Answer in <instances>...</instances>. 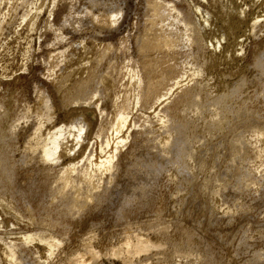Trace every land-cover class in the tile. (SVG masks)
I'll return each instance as SVG.
<instances>
[{"label": "bare ground", "instance_id": "bare-ground-1", "mask_svg": "<svg viewBox=\"0 0 264 264\" xmlns=\"http://www.w3.org/2000/svg\"><path fill=\"white\" fill-rule=\"evenodd\" d=\"M84 1L50 0L46 86L27 101L0 95V264H232L215 239H237L249 256L238 264H264V241L245 234L264 231V43L249 48L250 79L222 77L211 94L199 80L220 39L236 44L244 9L142 0L135 34L99 38L119 26L122 0ZM45 7L0 0V45L9 21L31 31ZM84 22L93 35L67 38Z\"/></svg>", "mask_w": 264, "mask_h": 264}, {"label": "rangeland", "instance_id": "rangeland-1", "mask_svg": "<svg viewBox=\"0 0 264 264\" xmlns=\"http://www.w3.org/2000/svg\"><path fill=\"white\" fill-rule=\"evenodd\" d=\"M185 1L190 3V1H195V0H185ZM196 1L197 2L199 1V3H201V5H202L201 9L203 10L205 8L204 6H206V1L205 0L204 1L202 0V2H201V0H196ZM226 1L227 2L230 1L233 4L240 6L244 9L245 14L244 13L242 14V19L244 20V22H242L240 24L241 25V28H239L240 30L237 29V31H236V36H239V38L237 37L238 39H237L236 44L234 42H232L231 37L225 38V39H220L221 45L215 51V55L217 57H219V59H220L219 62L216 64V66L211 67L210 69L208 68L207 70H205L202 73L201 76H199V80H202V78H203L204 80H202V82L203 83L207 82L211 86V87L210 86L206 87V91L208 94L209 93L211 94V92L214 91L215 89L217 90V88H218L217 85L219 84V81H220V79H222V77H224L225 79L228 78L229 80H234L236 78H239L240 76H245V77L250 79L253 75L252 74L253 69L251 70V66H250V57H249L250 56V51H249L250 49L249 48H251L252 43H254L256 41L264 43V0H232V1L226 0ZM82 2L84 3L85 1L84 0H78V2L76 4V8L78 10H79V8L81 9L83 7V6H81L83 4ZM120 2H121L120 4H122L121 7L123 9L124 14H123V18L121 19V21L119 23V26L113 30L114 32L111 31L109 33H108V31H106L104 29H101V30L96 29L97 31H96L95 35L98 36L99 38L109 37L111 35V33L113 35H117V34L118 35H121V34L124 35L126 33L135 34L137 32L138 27H139V22L141 19L140 14H142V11H143L142 0H122ZM78 3H80V4L78 5ZM44 4L46 7H45V9H42L41 12H39L38 17H37L38 20H37L34 28L31 31L28 30L27 25L25 26V23H23V25L21 24L23 27L21 25H19L17 18L12 21L14 23L9 21L8 22L9 24H7V27L5 29L7 32L5 31L3 34V37H2V41L4 40L5 43H2V44H4V45L1 44L2 46L0 45V95H1V97L3 96L2 98H4L5 96L8 98V95L10 97V94L14 95L16 92H20V94L16 93V95H21L20 96L21 98L25 97L24 99L27 101V100L32 99L33 95L31 93H33V87H34V86H32L33 84L34 85H38V84L40 85V84L44 83L45 85L44 84H42V85L46 86V81H45V77H44L45 75L43 76V74L45 73V69H44L45 67H44L43 62H41L42 60H40V58H42V54L44 55L46 53L47 46H44V42H46L47 40H49L52 37L51 36L52 31L47 32L45 30V22L48 19L46 16H49V12L51 11L52 6H51L50 0H47V2H46V0H44ZM59 7H56L57 9L55 8L54 12H53V13H55V14L57 13V14L56 15L52 14L51 18H50L53 21L52 23L54 25L56 24V26L59 24V21H60V17H59V16H61L60 13H63L66 11V7H65V9L63 8V6H61L60 8ZM5 8H6V6H2L1 9L6 10ZM49 8H50V11L48 10ZM76 8H74V11H78ZM141 9H142V11H141ZM58 11L60 13H58ZM2 12H4V11H2ZM53 16H55V18H53ZM255 17L259 21H258L256 28L253 30L254 31L253 32L250 28V23H251V21H253V19ZM58 18H59V20H58ZM196 18H199V16L196 15ZM15 24H16V26H15ZM215 26L211 25V28H210V26L205 27V30L207 32L209 31V29L212 30V34H210L212 36V41H214L215 38H218V37L220 38V34H221L220 33L221 32L220 31V24L217 22V26L216 27ZM18 28H20V29H18ZM12 30L16 31L17 33H14ZM69 30H70V32H69ZM91 30L93 31V29L90 27V25L88 23L84 22V24L82 25V27L80 29V32H79V30L77 32L71 30V27H68V28L65 27L63 29V32H64V34H66L68 36L67 38H69L70 40H73V38H74L73 41H78V39H80L83 36L93 35L94 32H92ZM43 40H44V42H43ZM28 45L30 48L28 47ZM57 47H60V46H57ZM240 48H241V51H240ZM211 50H212V48H210L209 45L207 47H205V49H204V51L206 53L209 52L208 54H211L210 53V52H212ZM19 89H21V90H19ZM207 89H209V90H207ZM250 89L251 88H249V90ZM30 96H31V98H30ZM57 111L59 112V110H57ZM57 111H55V112L57 113ZM207 111L208 110H204V114L202 115L203 118H204V115L206 117L209 116V111L208 112ZM263 144H264V142H263ZM217 200L218 201H216V205H219L218 210L225 208L226 204L220 206L221 203H223V202H222V200H220V198L219 199L217 198ZM236 202H233L230 206L232 208V211L236 212V214H237L238 203H236ZM235 205L237 207H235ZM235 209H237V210H235ZM232 211H231V213H232ZM260 213L258 212V214H257L259 218L264 216V210L262 211L260 209ZM261 219H264V217H262ZM231 223L227 226V228L229 230L234 231L233 229H235L234 227L237 226V222L232 221ZM246 227H248V226H246ZM8 228H10V227H8ZM247 229H249V230H247L248 233L246 232V229H245V234L247 236L250 234L249 236L251 237V240L250 239H248V240H250V242L254 245L253 247L261 248L260 246H261V244L264 243L263 242L264 239H259V238L264 236V234H263L264 231L262 233L263 236L260 237L259 236L260 233L258 230H254L253 227H251V228L248 227ZM252 229L254 232L256 231L257 233H253ZM249 231L252 232V236H251V233ZM11 235H12V233L8 231L7 235H5V237H14ZM253 235L256 238H254ZM237 236L238 235H236V237ZM230 240H233V239H227V240L222 239L223 242L221 241V239H218V240L215 239V241H217L215 243V248L217 251L220 252V254L224 253V254H221V256L225 255L224 257L227 259H230L232 264L233 263L238 264V262L240 260L241 261L243 260V257L246 254L241 255L239 253L238 254L239 256H238L231 246L235 243L237 244L238 241H237V239H234L233 240L234 243H232ZM226 241L228 242V244L225 245V243H227ZM255 242H257V244ZM259 242H260V244H259ZM261 242H263V243H261ZM222 243H223V245H222ZM216 245L218 247H222V249L217 248ZM230 246H231V248H230ZM226 255H227V257H226ZM247 256H248V254L245 256V258ZM261 259H262V261L264 260L263 258H260V260Z\"/></svg>", "mask_w": 264, "mask_h": 264}]
</instances>
